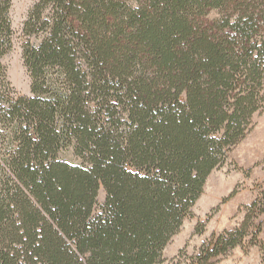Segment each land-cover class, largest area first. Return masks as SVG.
I'll return each instance as SVG.
<instances>
[{
	"label": "trees",
	"instance_id": "trees-1",
	"mask_svg": "<svg viewBox=\"0 0 264 264\" xmlns=\"http://www.w3.org/2000/svg\"><path fill=\"white\" fill-rule=\"evenodd\" d=\"M21 33L30 95L14 96L0 60V264L163 263L264 111V0H36ZM259 212L264 194L200 263Z\"/></svg>",
	"mask_w": 264,
	"mask_h": 264
},
{
	"label": "rangeland",
	"instance_id": "rangeland-1",
	"mask_svg": "<svg viewBox=\"0 0 264 264\" xmlns=\"http://www.w3.org/2000/svg\"><path fill=\"white\" fill-rule=\"evenodd\" d=\"M35 1L12 0L9 12L14 31L12 47L0 60L6 68L7 80L14 96L30 95V78L22 58L24 37L21 27ZM262 194L264 111L255 114L250 132L228 152L224 165L209 175L203 193L191 209L192 215L184 219L179 232L164 249V262L161 264H201L197 256L202 244L212 236L238 226L244 216L245 206L255 196ZM104 196L105 192L101 189L99 204L104 201ZM214 208L216 211L208 218ZM197 224L204 226L200 234L193 233ZM180 249H184V254L175 259ZM204 264H264V212H259L254 217L240 245L210 257Z\"/></svg>",
	"mask_w": 264,
	"mask_h": 264
},
{
	"label": "crops",
	"instance_id": "crops-1",
	"mask_svg": "<svg viewBox=\"0 0 264 264\" xmlns=\"http://www.w3.org/2000/svg\"><path fill=\"white\" fill-rule=\"evenodd\" d=\"M180 247H181V246H180ZM180 247H179V248H180Z\"/></svg>",
	"mask_w": 264,
	"mask_h": 264
}]
</instances>
